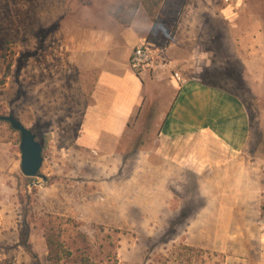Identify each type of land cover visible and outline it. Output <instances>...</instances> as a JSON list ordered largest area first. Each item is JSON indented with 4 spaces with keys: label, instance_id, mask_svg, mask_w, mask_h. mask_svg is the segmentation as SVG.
I'll list each match as a JSON object with an SVG mask.
<instances>
[{
    "label": "rangeland",
    "instance_id": "obj_1",
    "mask_svg": "<svg viewBox=\"0 0 264 264\" xmlns=\"http://www.w3.org/2000/svg\"><path fill=\"white\" fill-rule=\"evenodd\" d=\"M155 1L0 0V115L30 129L43 157L38 176H24L20 135L0 121V264H53L47 240L57 264H261L264 0H230V7L163 0L155 13L168 41L167 25L178 16L196 19L180 45L185 53L199 50L196 76L243 104L249 135L242 167L180 169L162 187L156 147L174 97L169 75L146 74L157 85L146 90L115 150L94 152L79 142L96 79L80 44L92 32L150 21ZM242 190L252 193L247 203L233 197Z\"/></svg>",
    "mask_w": 264,
    "mask_h": 264
},
{
    "label": "crops",
    "instance_id": "obj_2",
    "mask_svg": "<svg viewBox=\"0 0 264 264\" xmlns=\"http://www.w3.org/2000/svg\"><path fill=\"white\" fill-rule=\"evenodd\" d=\"M195 20L187 15L178 16L177 20L172 21H176L177 25H167L172 34L169 41L158 34L160 20L157 16L154 23L151 20L142 24L132 22L103 34L92 32L78 48L81 56H90V67L96 72L91 103L82 116L79 136V142L94 152L115 150L131 120L141 110L146 90L157 85L153 79L156 76H135L129 69V56L139 42L149 40L163 50L166 58L178 63L182 71H188L186 75L189 77L183 76L179 84L168 82L174 90V97L161 119L158 131L160 143L156 147V172L165 189L168 188L169 175L174 181L173 177L180 169H183L182 173H195L201 164L219 168L242 167V153L249 135V119L241 101L196 76L198 68L195 55L200 54L199 50L193 47L190 53H185L180 45L181 35L190 36L191 28L186 23ZM255 50L258 53V49ZM231 177L242 178L236 174ZM251 195L249 190H242L240 195L234 194L233 197L242 198L247 203ZM225 210L223 213L231 214L228 211L230 209ZM227 227L220 226L217 230ZM250 227L244 224L243 229L249 230ZM258 230L257 240L264 247L263 225ZM260 262L264 264V254H260Z\"/></svg>",
    "mask_w": 264,
    "mask_h": 264
},
{
    "label": "built area",
    "instance_id": "obj_3",
    "mask_svg": "<svg viewBox=\"0 0 264 264\" xmlns=\"http://www.w3.org/2000/svg\"><path fill=\"white\" fill-rule=\"evenodd\" d=\"M230 7V0H223ZM130 71L136 76L149 74L151 76L169 75L171 81L179 84L183 81L178 66L166 58L161 48L155 47L147 39H143L133 49L128 59Z\"/></svg>",
    "mask_w": 264,
    "mask_h": 264
},
{
    "label": "water",
    "instance_id": "obj_4",
    "mask_svg": "<svg viewBox=\"0 0 264 264\" xmlns=\"http://www.w3.org/2000/svg\"><path fill=\"white\" fill-rule=\"evenodd\" d=\"M0 121L6 122L9 126L20 135V152L21 163L20 169L26 177H36L42 166V146L36 139V135L12 114L2 116Z\"/></svg>",
    "mask_w": 264,
    "mask_h": 264
},
{
    "label": "trees",
    "instance_id": "obj_5",
    "mask_svg": "<svg viewBox=\"0 0 264 264\" xmlns=\"http://www.w3.org/2000/svg\"><path fill=\"white\" fill-rule=\"evenodd\" d=\"M162 1L163 0H157V1H155V3L153 5L149 4L154 9L153 13H151V14L149 13L150 14V18H151V20L153 22L155 21V13L159 10ZM47 245H48V251H49V261H51V262L53 261V264H57L59 259L57 258L56 255H55V258H52L53 257L52 256V246H51V241L50 240H47Z\"/></svg>",
    "mask_w": 264,
    "mask_h": 264
}]
</instances>
